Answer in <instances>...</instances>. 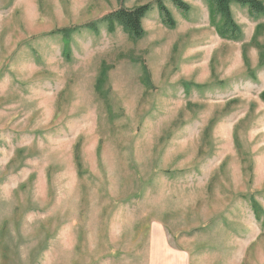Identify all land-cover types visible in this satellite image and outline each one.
Here are the masks:
<instances>
[{"label":"rangeland","instance_id":"1","mask_svg":"<svg viewBox=\"0 0 264 264\" xmlns=\"http://www.w3.org/2000/svg\"><path fill=\"white\" fill-rule=\"evenodd\" d=\"M183 1L0 0V264H264V14Z\"/></svg>","mask_w":264,"mask_h":264},{"label":"trees","instance_id":"2","mask_svg":"<svg viewBox=\"0 0 264 264\" xmlns=\"http://www.w3.org/2000/svg\"><path fill=\"white\" fill-rule=\"evenodd\" d=\"M173 4L183 12H189L190 7L183 0H171ZM233 2L237 4L249 7L252 11L264 14V4L257 0H210L211 3V15L216 17L220 16L224 22L225 27L223 30H219L222 38L227 39L229 37L228 33L239 32V27L235 23L231 11V5ZM158 9L162 14L164 23L171 29L176 27V22L173 19L169 10L165 7L162 1L157 3ZM151 6L145 5L137 7L133 10H119L111 13L110 15L104 17L100 22L89 25L87 28L92 30H97L98 24L108 25L110 30H114L116 26L122 27L135 39H142L145 36V31L143 29V20L151 11ZM69 31L63 30L62 33L68 34ZM105 74V73H104Z\"/></svg>","mask_w":264,"mask_h":264},{"label":"crops","instance_id":"3","mask_svg":"<svg viewBox=\"0 0 264 264\" xmlns=\"http://www.w3.org/2000/svg\"><path fill=\"white\" fill-rule=\"evenodd\" d=\"M162 240H163V238H162ZM164 241H165V238H164Z\"/></svg>","mask_w":264,"mask_h":264}]
</instances>
